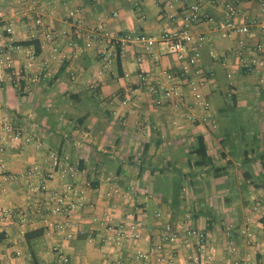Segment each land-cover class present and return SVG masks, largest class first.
Listing matches in <instances>:
<instances>
[{"label": "crops", "instance_id": "crops-1", "mask_svg": "<svg viewBox=\"0 0 264 264\" xmlns=\"http://www.w3.org/2000/svg\"><path fill=\"white\" fill-rule=\"evenodd\" d=\"M194 3L200 5L202 18L189 24V30L197 40V66L205 76L200 89L206 109L191 105L192 84L198 79L183 75V62L160 38L184 26L185 13ZM32 5L25 21L49 6L51 12H42L47 26L68 31L59 45L66 57L41 44L38 54L45 69L29 82L24 78L39 70L36 66L24 75L25 55L14 52L15 71L22 78L0 85V121L33 134L77 164L76 177L86 189L88 205L68 217L37 201L25 184L39 179L36 167H49L47 151L13 140L9 132L3 160L19 180L0 198L12 209L10 218L0 220V264L54 263V247L63 248L71 264H191L196 253L201 264H264V69L253 63L264 61L261 0H239L237 23L250 24V32L233 31L229 37L214 27L223 19L224 7L213 0H177L172 7L158 0H0L10 17ZM72 8L80 9L84 28L104 22L121 38L147 33L158 37L155 47L148 51L124 39L115 47L104 41L87 49L67 16ZM20 33L17 40L25 45L30 37L23 27ZM36 37L41 43L42 34ZM71 40L77 47L69 45ZM102 47L112 52L110 59ZM186 53L192 55L190 46ZM167 70L182 83L184 105L175 99L155 104L149 93L147 83L168 84ZM128 89L136 96L125 104ZM199 136L207 144L202 166L196 165L194 151ZM66 181L57 176L48 185L61 187ZM110 186L132 189L135 202L114 204L107 196ZM130 212L144 221L143 239L120 246L113 234L101 233L96 217L121 222L129 220ZM64 221L72 224L67 228L71 237L50 226ZM168 223L178 231V242L165 243L146 261L137 260L136 250L153 248ZM190 226L210 235L211 248L199 250L198 241L188 235Z\"/></svg>", "mask_w": 264, "mask_h": 264}, {"label": "built area", "instance_id": "built-area-1", "mask_svg": "<svg viewBox=\"0 0 264 264\" xmlns=\"http://www.w3.org/2000/svg\"><path fill=\"white\" fill-rule=\"evenodd\" d=\"M159 3L172 7L177 0H158ZM214 3L221 4L224 7L223 19L214 24V27L220 31L222 37H229L233 31H239L243 34L250 32V24L243 23L238 24L237 18L239 17V0H213ZM261 5L264 9V0H261ZM34 5L28 9H20L14 13V16L6 14L4 9L0 8V85L3 84L8 78L17 77L18 72L15 71L14 67V52H22L24 56V66L26 72L34 69L37 66L39 72L34 74L32 77H25L24 79L33 82L39 77V73L45 69L46 63L43 61L42 54H38L34 44L22 45L19 43L17 38L21 34V28L23 27L26 31L25 35L30 37V40H36V33H41L43 40L40 43L42 47H49L54 53H60L62 59L66 57V53L59 52L60 42L66 37L68 31L57 32L53 28L47 26L44 20V14L42 12H51L49 6H43L39 8V14L33 18L30 22L25 21L28 18L29 12L33 10ZM79 8H72L68 11V18L72 20L73 25L78 27L80 32L78 37L84 38V47L87 49H94L100 43L108 41L115 47L118 45L120 40L132 39L135 42L144 45L145 49L151 51L154 49L158 37L147 33L138 34H127L124 37H120L119 34L110 30L106 23L101 22L95 26L85 27L83 20L79 14ZM116 14V13H115ZM202 18V12L198 3L192 4L185 13V24L183 27L176 31H165L160 35V38L168 44V51L175 56L180 62H183L182 73L189 78L198 79L197 82L192 84V100L191 105L198 108H207L208 102L205 100L204 95L200 89V86L205 82V76L202 69L197 66L198 53L196 51L195 43L197 40L189 30V24L196 22ZM22 24V26H21ZM21 26V28H19ZM261 27L264 28V19L261 21ZM201 40L204 37L200 38ZM28 40V41H30ZM240 44L243 45L244 41L241 40ZM69 45L73 48L77 47L76 40H71ZM190 46L192 49V55L187 56L186 48ZM261 45H258V49ZM102 54L106 55L107 59L111 58L112 52L105 51V48L101 49ZM216 55V54H215ZM255 65L264 69V61H254ZM247 67V65H246ZM249 67V66H248ZM261 72L260 70H258ZM168 79V84L158 83H147L146 86L149 90L150 95L153 98L155 104H161L164 101L177 100V104L184 105L186 101L185 93L182 90V83L175 80L176 74L169 70L165 71ZM142 79L146 81L145 76ZM27 85V83H26ZM136 92L133 89L126 90L124 94L123 103H129L135 99ZM191 119L196 120L194 115ZM207 120V118H203ZM12 134L13 140H22L25 144L35 143L38 146H42L47 151V157L50 160L49 167H36L40 177L36 181L26 182L25 186L27 189L33 192V197L37 201H41L42 204L48 209L56 213L67 215L80 211L87 207L88 202L86 199V189L81 185L80 181L76 177L77 164L73 163L69 159L63 157L58 151L52 149L47 143L36 138L33 134L22 132L14 128L10 122L0 121V198L8 190L9 186L19 180V176L7 168L3 155L6 151L9 139L8 133ZM57 176L66 178L67 181L61 187H51L48 182L54 180ZM107 196L113 200L114 204L122 205L125 203H134V191L132 189H122L117 186H110ZM130 190V191H126ZM259 204H262L259 202ZM259 207V206H256ZM12 216V209L6 207L0 203V220L8 219ZM24 216V213L21 214ZM129 220H122L121 222H114L111 218L103 219L97 218L99 221L100 231L105 237L114 235V240L120 246L125 245L132 240H141L144 237V221L141 217L136 216L133 212L128 215ZM72 224L70 221H64L60 223H51L50 226L55 230L66 233V236L71 237L72 233L68 230ZM188 235L195 238L199 245L201 252L207 248H211L209 237L210 235L193 226L188 228ZM250 235V233H248ZM179 233L171 224H165L160 240L150 250L138 249L134 253L137 260L146 261L151 256L156 255L164 249L165 243L178 242ZM54 251L57 254V260L50 264H71L70 258L63 248L54 247ZM201 257L198 253L194 254L191 264H201ZM101 264H130L127 260L111 261L106 260ZM168 264H174L169 262ZM239 264H258V262H243Z\"/></svg>", "mask_w": 264, "mask_h": 264}, {"label": "trees", "instance_id": "trees-1", "mask_svg": "<svg viewBox=\"0 0 264 264\" xmlns=\"http://www.w3.org/2000/svg\"><path fill=\"white\" fill-rule=\"evenodd\" d=\"M23 43L25 45L34 44L37 52L41 51L40 43L38 40H30V41H26ZM120 52H121V48H120V46H117L116 57H117L119 64H120ZM194 151H195V154H197V156H198V161L196 162V165H199V166L204 165L205 159L207 158V144H206L203 136L197 137L196 147H195Z\"/></svg>", "mask_w": 264, "mask_h": 264}]
</instances>
